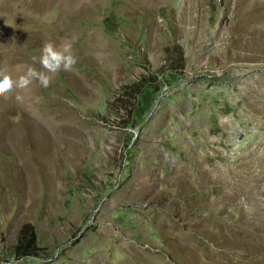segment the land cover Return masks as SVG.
Segmentation results:
<instances>
[{"label": "rangeland", "instance_id": "obj_1", "mask_svg": "<svg viewBox=\"0 0 264 264\" xmlns=\"http://www.w3.org/2000/svg\"><path fill=\"white\" fill-rule=\"evenodd\" d=\"M46 42L77 64L0 96V264H264V0H0V70Z\"/></svg>", "mask_w": 264, "mask_h": 264}, {"label": "clouds", "instance_id": "obj_2", "mask_svg": "<svg viewBox=\"0 0 264 264\" xmlns=\"http://www.w3.org/2000/svg\"><path fill=\"white\" fill-rule=\"evenodd\" d=\"M33 61L36 62L37 58L33 57ZM38 62L45 71H38L32 66H27L26 71H23L17 78H13L11 73L0 70V96L15 89H27L33 81H38L42 87L47 88L52 79L49 74H55L61 70L71 71L77 64V57L72 54L69 43H63L58 47L54 42H46L42 47ZM16 98L17 100L22 99L19 94Z\"/></svg>", "mask_w": 264, "mask_h": 264}, {"label": "trees", "instance_id": "obj_3", "mask_svg": "<svg viewBox=\"0 0 264 264\" xmlns=\"http://www.w3.org/2000/svg\"><path fill=\"white\" fill-rule=\"evenodd\" d=\"M179 48V46L177 47ZM174 68L183 66L181 49L179 57L172 64ZM41 247L37 243V234L35 226L32 222L26 221L19 227L16 242L13 245L14 255L16 257L34 256L39 253Z\"/></svg>", "mask_w": 264, "mask_h": 264}, {"label": "water", "instance_id": "obj_4", "mask_svg": "<svg viewBox=\"0 0 264 264\" xmlns=\"http://www.w3.org/2000/svg\"><path fill=\"white\" fill-rule=\"evenodd\" d=\"M263 196H264V191H263Z\"/></svg>", "mask_w": 264, "mask_h": 264}, {"label": "bare ground", "instance_id": "obj_5", "mask_svg": "<svg viewBox=\"0 0 264 264\" xmlns=\"http://www.w3.org/2000/svg\"><path fill=\"white\" fill-rule=\"evenodd\" d=\"M48 124H50L49 122H47Z\"/></svg>", "mask_w": 264, "mask_h": 264}]
</instances>
